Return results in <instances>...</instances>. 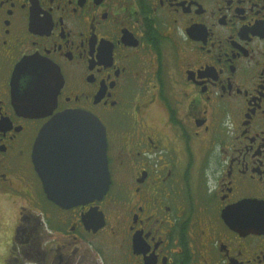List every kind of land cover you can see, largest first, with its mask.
Segmentation results:
<instances>
[{
  "label": "flooded vegetation",
  "instance_id": "flooded-vegetation-1",
  "mask_svg": "<svg viewBox=\"0 0 264 264\" xmlns=\"http://www.w3.org/2000/svg\"><path fill=\"white\" fill-rule=\"evenodd\" d=\"M28 57L49 114L17 109ZM66 110L103 124L110 179L68 207L32 156ZM0 264H264V0H0Z\"/></svg>",
  "mask_w": 264,
  "mask_h": 264
},
{
  "label": "water",
  "instance_id": "water-1",
  "mask_svg": "<svg viewBox=\"0 0 264 264\" xmlns=\"http://www.w3.org/2000/svg\"><path fill=\"white\" fill-rule=\"evenodd\" d=\"M53 66L28 57L17 66L14 99L17 109L30 116L49 114L58 92V79L49 85ZM27 73L26 89L19 86ZM33 161L45 177L50 199L68 207L101 198L109 188L106 135L103 124L90 112L66 110L55 114L39 131L33 146Z\"/></svg>",
  "mask_w": 264,
  "mask_h": 264
}]
</instances>
